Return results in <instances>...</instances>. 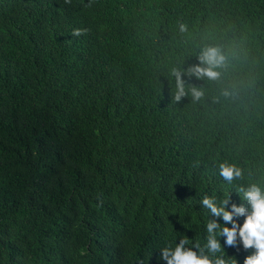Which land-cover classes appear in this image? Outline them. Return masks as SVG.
Wrapping results in <instances>:
<instances>
[{
	"label": "trees",
	"instance_id": "obj_1",
	"mask_svg": "<svg viewBox=\"0 0 264 264\" xmlns=\"http://www.w3.org/2000/svg\"><path fill=\"white\" fill-rule=\"evenodd\" d=\"M155 1L176 31L145 61L106 70L100 47L80 50L65 20L81 0H0V264H167L162 253L176 241L193 239L204 254L222 239L226 221L204 222L162 195L149 167L190 135L168 128L179 121L201 147L257 134L248 156L264 154V119L250 116L244 97L264 88V0ZM209 46L224 57L216 79L190 71L206 66ZM241 163L248 180L264 172V161ZM168 176L196 183L175 166Z\"/></svg>",
	"mask_w": 264,
	"mask_h": 264
},
{
	"label": "clouds",
	"instance_id": "obj_2",
	"mask_svg": "<svg viewBox=\"0 0 264 264\" xmlns=\"http://www.w3.org/2000/svg\"><path fill=\"white\" fill-rule=\"evenodd\" d=\"M164 4L155 0H81L80 7L71 10L65 20L75 26L73 36L78 40L80 50L92 53L100 47L98 51L104 52V64L109 70L116 64L129 65L132 58L145 61L164 33L176 31L175 19L158 18V11ZM119 52L124 53L122 58H119ZM199 58L206 66H195L190 69L191 73L198 77L218 78L220 74L215 69L224 60L220 50L209 46ZM147 71L148 65H144L128 78L139 79ZM259 90V95H251L254 92L248 94L240 87L238 94L245 92L244 97L251 99L248 108L251 117L264 119V88ZM192 93L195 98L202 95L195 88ZM182 95L181 84L177 99ZM168 128H184L190 135L177 149L164 154L158 164L149 167L148 181L160 185L162 195H176L178 206L196 211L204 222L220 219L226 221L228 227H223L224 235L220 241L209 240L210 250L204 254L194 251L193 239L183 238L176 241L174 251L165 249L162 258L167 264H264V172L251 181L246 179L241 165V162L264 161L263 153L255 160L248 156L255 145L251 140H255L257 134L237 142L232 134L226 133L224 145L208 143L201 147L189 122H172ZM171 166L189 173L196 181L190 186L192 190L187 183L170 180ZM243 201L250 204V211L237 207ZM207 228L211 235L218 223L209 222Z\"/></svg>",
	"mask_w": 264,
	"mask_h": 264
},
{
	"label": "bare ground",
	"instance_id": "obj_3",
	"mask_svg": "<svg viewBox=\"0 0 264 264\" xmlns=\"http://www.w3.org/2000/svg\"><path fill=\"white\" fill-rule=\"evenodd\" d=\"M95 69V68H94Z\"/></svg>",
	"mask_w": 264,
	"mask_h": 264
}]
</instances>
